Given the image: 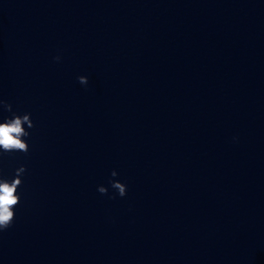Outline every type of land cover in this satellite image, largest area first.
I'll list each match as a JSON object with an SVG mask.
<instances>
[{"label": "water", "instance_id": "obj_1", "mask_svg": "<svg viewBox=\"0 0 264 264\" xmlns=\"http://www.w3.org/2000/svg\"><path fill=\"white\" fill-rule=\"evenodd\" d=\"M0 99V264H264V0H0Z\"/></svg>", "mask_w": 264, "mask_h": 264}, {"label": "clouds", "instance_id": "obj_2", "mask_svg": "<svg viewBox=\"0 0 264 264\" xmlns=\"http://www.w3.org/2000/svg\"><path fill=\"white\" fill-rule=\"evenodd\" d=\"M54 59L59 62L61 57L56 56ZM79 84L87 86L88 77L81 75L77 77ZM0 111L12 113L10 117L4 118L0 122V156L4 153L23 152L25 154L29 151V145L25 138L30 136L28 129L34 127L31 114L23 115L12 112V105L3 99H0ZM27 125V128H25ZM235 139V138H234ZM26 172V167L21 165L15 169L14 177L9 180L3 177L0 172V233L9 229L15 219V208L19 205L21 195L18 192L19 186L22 185V176ZM118 173L113 170L112 177H116ZM112 189L116 190L120 197L127 194V185L118 180L112 179L109 181ZM97 191L100 194L106 195L108 188L103 185L98 186ZM115 199V196L111 197Z\"/></svg>", "mask_w": 264, "mask_h": 264}]
</instances>
